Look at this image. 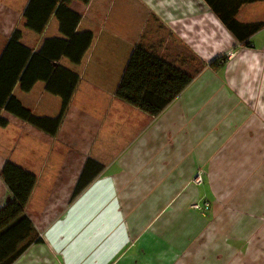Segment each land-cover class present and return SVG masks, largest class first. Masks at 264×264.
Segmentation results:
<instances>
[{"label":"crops","instance_id":"0c3cea01","mask_svg":"<svg viewBox=\"0 0 264 264\" xmlns=\"http://www.w3.org/2000/svg\"><path fill=\"white\" fill-rule=\"evenodd\" d=\"M28 1L0 0V55L15 30L32 51L62 37L55 17L41 35L25 28ZM70 8L81 15L76 33L90 32L92 41L79 65L59 61L80 80L56 135L0 108L7 122L0 208L10 196L6 162L35 175L25 211L42 240L13 264H240L242 254L256 261V243L224 239L213 204L220 183L237 188L254 174L249 204L264 206V29L242 46L204 0H90ZM236 20L264 22V1L242 5ZM136 45L193 78L157 117L115 96ZM228 52L234 56L220 68L209 67ZM12 96L36 117L60 110L42 82L27 93L16 85ZM87 160L101 170L72 198ZM197 169L206 174L199 186L191 182ZM202 198L207 215L190 209Z\"/></svg>","mask_w":264,"mask_h":264},{"label":"trees","instance_id":"16d2710c","mask_svg":"<svg viewBox=\"0 0 264 264\" xmlns=\"http://www.w3.org/2000/svg\"><path fill=\"white\" fill-rule=\"evenodd\" d=\"M74 1L83 5L90 2L29 0L23 11L25 28L41 35L50 18L55 17L62 37L46 39L38 50L32 51L20 44L21 32L15 30L0 55V108L51 137L56 135L80 80L59 61L66 58L71 64L79 65L92 41L90 32L76 33L81 15L71 10ZM204 1L242 46L250 47V37L264 29V22L242 24L236 20L242 5L264 0ZM227 59L220 57L209 67L217 70ZM192 79L191 75L136 45L115 89V96L150 117H157ZM37 82L44 83L45 91L60 99L56 117H36L12 96L16 85L21 92L27 93ZM6 124L0 119V127ZM92 166L96 167L95 170ZM100 170L99 165L87 160L72 198L83 190L87 179L96 176ZM1 177L10 196L0 208V264H13L31 245L42 242L25 211L36 177L10 162L4 164Z\"/></svg>","mask_w":264,"mask_h":264},{"label":"rangeland","instance_id":"374dc122","mask_svg":"<svg viewBox=\"0 0 264 264\" xmlns=\"http://www.w3.org/2000/svg\"><path fill=\"white\" fill-rule=\"evenodd\" d=\"M228 53L231 54L232 57L234 56V52ZM228 53L226 54L227 57H229ZM226 55L223 57H226ZM198 171L202 173L203 183L201 185H203L206 175L204 173L205 171L197 169L196 172ZM253 175L254 174H247L237 188H233V185L227 183H220V192L222 196H220L219 199H215L213 204L214 207H216L213 217L223 227L226 233L224 239L237 238V235H239V238L246 240L248 244L252 243L255 245L256 243L258 246L255 248L257 251L253 253V255L256 256V261L252 262L248 258H245V254H242L240 257V264H264V206L259 208L255 207L253 204L250 205L246 194L250 188L255 186L256 182ZM190 209H192V206ZM209 212L203 215H207ZM232 234H236V237H230ZM39 237L41 238L40 234ZM242 252L247 253L245 248L242 249Z\"/></svg>","mask_w":264,"mask_h":264},{"label":"built area","instance_id":"2783aa9c","mask_svg":"<svg viewBox=\"0 0 264 264\" xmlns=\"http://www.w3.org/2000/svg\"><path fill=\"white\" fill-rule=\"evenodd\" d=\"M229 54V53H228ZM229 57H226L229 59L230 57H232L231 54L228 55ZM192 183L195 184V185H201L203 183V180H202V173L200 171L196 172L193 179H192ZM210 202L208 200H205V199H199L197 202H195L193 205H192V209L200 214H205L207 212L210 211Z\"/></svg>","mask_w":264,"mask_h":264}]
</instances>
